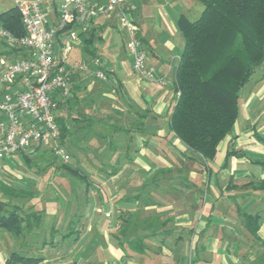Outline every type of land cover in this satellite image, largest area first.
<instances>
[{
	"label": "crops",
	"instance_id": "0c3cea01",
	"mask_svg": "<svg viewBox=\"0 0 264 264\" xmlns=\"http://www.w3.org/2000/svg\"><path fill=\"white\" fill-rule=\"evenodd\" d=\"M128 1L136 4L132 19L146 50V64L155 69L154 78L143 80L132 69L116 10L89 20L85 31L75 23L58 34L56 57L62 38L69 31L76 34L67 67L76 60L89 63L98 58L107 78H97L91 69H70L68 92L52 93L60 142L76 173L60 167V158L41 143L11 156L0 173L3 201L43 216L38 226L22 235L0 230V236L6 235L7 241L21 239L12 245L42 256L44 264H264L260 243L264 240V92L241 89L232 130L215 158L206 163L169 128L175 68L183 47L177 20L181 15L198 16L203 3ZM6 4H0V12L14 5ZM54 17L53 12L48 14L49 20ZM24 53L0 42V57L14 60ZM259 78L264 79V71ZM102 161L109 163L96 165ZM112 162L114 168L108 172L105 167ZM100 170L109 176L96 186L62 183L70 177L95 176ZM117 177H122L124 186ZM58 179L62 184L53 185ZM169 183L180 192L170 193ZM144 190H161L157 197L161 194L165 202L149 200L142 195ZM89 195L94 215L79 219L77 228L66 229L69 213L78 212ZM48 197L56 201L36 204ZM105 202L116 211L105 209ZM107 212L111 215L106 217ZM245 214L259 215L255 234L246 229ZM56 233L59 237L54 241L50 237ZM139 243L141 250L134 248Z\"/></svg>",
	"mask_w": 264,
	"mask_h": 264
},
{
	"label": "trees",
	"instance_id": "16d2710c",
	"mask_svg": "<svg viewBox=\"0 0 264 264\" xmlns=\"http://www.w3.org/2000/svg\"><path fill=\"white\" fill-rule=\"evenodd\" d=\"M201 1L203 8L196 19L181 15L177 20L183 47L175 68L169 128L207 163L215 158L219 144L232 130L241 89L264 62V0ZM0 25L14 35L24 33L15 4L0 12ZM60 167L76 173L68 163ZM42 216L40 211L25 212L18 204L0 200V230L15 236L38 226ZM244 217L246 229L255 234L259 215ZM134 248L143 249L140 243ZM42 260V256L15 249L5 263L37 264Z\"/></svg>",
	"mask_w": 264,
	"mask_h": 264
},
{
	"label": "built area",
	"instance_id": "2783aa9c",
	"mask_svg": "<svg viewBox=\"0 0 264 264\" xmlns=\"http://www.w3.org/2000/svg\"><path fill=\"white\" fill-rule=\"evenodd\" d=\"M14 4L20 13L24 33L17 36L0 25V42L23 49L26 56L14 60L0 57V158L11 157L33 143H41L62 163H68L70 155L60 142L52 93L55 90L63 94L68 92L70 69H91L103 80L107 75L98 58L89 63L76 60L69 67L65 65L75 33L69 31L62 38L59 57L54 54L55 39L75 23L85 31L89 20L116 10L119 26L126 34L132 69L143 80H152L155 69L146 64V50L132 19L136 4L128 0H61L58 3L54 0H14ZM50 12L55 14L51 20L48 19Z\"/></svg>",
	"mask_w": 264,
	"mask_h": 264
},
{
	"label": "rangeland",
	"instance_id": "374dc122",
	"mask_svg": "<svg viewBox=\"0 0 264 264\" xmlns=\"http://www.w3.org/2000/svg\"><path fill=\"white\" fill-rule=\"evenodd\" d=\"M57 1V3L58 2H60L61 0H56ZM14 2V0H0V4H2V3H8V4H6V5H8L7 7H9V5H12V4H14L13 3ZM4 7V6H3ZM1 9V8H0ZM4 9V8H3ZM6 9V8H5ZM196 17L197 16H195V17H191V16H189V18L191 19V20H194V19H196ZM263 71H264V62L261 64V65H259L258 67H256V69H255V72L251 75V77H250V79L248 80V82L243 86V90H245V91H247V90H249V89H258L261 93L260 94H262L263 92H264V79H260L259 77H260V75L263 73ZM258 77V81L257 82H255L256 81V78ZM256 83V84H255ZM255 84V86H253ZM21 163H23V161H20ZM11 163V160H10V157H3V158H0V173L2 174L3 172V166L4 165H9ZM107 163H109V162H107V161H102V162H98V163H96V165L98 164H100V165H107ZM197 165H198V163H197ZM114 168V162H112V165H110V166H108V167H105V169L108 171V172H112L111 170ZM27 170V169H26ZM98 174H96L95 176H87V177H83V176H79V177H70V179H68L67 181L68 182H65V180H63L62 181V183H65L67 186H69V185H75V186H77V185H82V184H86V185H90V186H96V183L98 184V183H102L103 181H107L108 180V174H107V172H105V171H102V170H100V171H98L97 172ZM116 180H122V182H121V185L122 186H124V181H123V179H122V177H117L116 178ZM61 182H60V180L58 179L53 185H58V184H62ZM149 185H151V183H153V182H147ZM168 185H170L169 187H168V190H169V192L170 193H178V192H180V190H179V188H178V186L176 185H174V184H172V183H169ZM177 188V189H176ZM121 189H123V187L121 188ZM105 190H106V192H107V195H108V193L110 192L107 188H105ZM122 191H124V190H122ZM122 191L120 192L121 194H123L122 193ZM161 191V190H160ZM160 191H158V192H160ZM158 192H152V191H147V190H144V191H142L141 193H142V195H144L145 197H148V199L149 200H153V201H155V199L157 198L159 201H161V202H165L164 201V199L162 198V197H160V196H162L161 194H160V196H159V198L157 197V193ZM107 195H105V196H107ZM158 195H159V193H158ZM4 196H5V194H3L2 192H0V198H1V200H4ZM91 195H89V197H88V199H87V201L84 203V202H82L81 203V205H79V211L78 212H75V214L74 215H72V213H69V214H71V217L70 218H67L65 221H66V224H65V228L66 229H74V228H77L76 226H75V223H77V221L80 219L81 220V218H83V217H88L90 214H92V215H94V213L92 212L93 210H92V199H91V197H90ZM56 200L54 199V198H51V197H48L46 200H43V201H39V200H37V202H36V204H38L39 206H43V205H51V203L52 202H55ZM79 203V202H78ZM108 204V203H107ZM106 204V202H105V206H104V208L106 209H109L110 211L111 210H113L112 212H115L116 211V209L115 208H109L108 207V205ZM151 211H155L154 209H152ZM111 214L109 213V215L108 216H110ZM105 216L107 217V215H106V213H105ZM47 219H49V220H47ZM46 220L47 221H51L50 220V218L48 217V218H46ZM2 231H5V230H2ZM43 237H45V236H43ZM58 237H59V235H58V233H56V234H52L51 235V237L50 238H52L54 241H56L57 239H58ZM4 238H6V235H1L0 236V264H6L5 263V260H6V258L9 256V254H10V252L11 251H14L15 249H17V247L18 246H13L14 244H16L17 245V243H19L20 244V241H21V239H17V238H14V239H10V240H6V239H4ZM22 238V237H21ZM46 239L48 240V238L46 237ZM14 243V244H13ZM25 243H27V242H25ZM13 244V245H12ZM166 244H168V242H166ZM6 245L10 248H7L6 247ZM22 245L25 247V244L24 243H22ZM255 247L257 246V245H254ZM253 246V248H252V253H254L255 252V247ZM19 249H22V247H18ZM5 249H9L8 250V253H6L5 252ZM25 251H27V250H25ZM28 252V251H27ZM2 253H3V255H2ZM254 255H256V253L254 254ZM263 260V262H264V255H263V258H262Z\"/></svg>",
	"mask_w": 264,
	"mask_h": 264
}]
</instances>
